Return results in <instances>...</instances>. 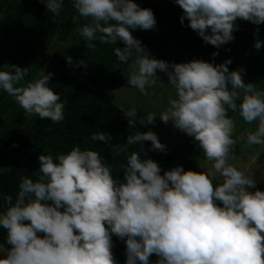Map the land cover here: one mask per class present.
<instances>
[{
	"label": "clouds",
	"instance_id": "obj_1",
	"mask_svg": "<svg viewBox=\"0 0 264 264\" xmlns=\"http://www.w3.org/2000/svg\"><path fill=\"white\" fill-rule=\"evenodd\" d=\"M43 2L59 15L64 0ZM175 3L183 10L181 23L187 18L188 26L217 48L234 39L238 18L264 23V0ZM72 7L76 19L87 21L76 29L87 49H95L97 39L101 44L123 43L115 55L128 65V84L141 94L147 96V89L156 86L158 69L167 74L175 97L169 96L159 117L193 137L211 167L198 172L178 165L161 175L157 162L128 152V146L142 141L165 151L150 130L136 131L126 143L113 145L114 156L126 155L123 180L113 177L95 150L75 146L67 153H41L36 179L23 177L15 199L2 196L0 227L9 247L0 252V264H116L113 234L126 243L125 264H150L153 254L158 259L151 264H264V191H249L255 188L253 175L229 163L237 140L244 139L233 138L236 121L229 111L246 124H256L246 133V146H264V89L246 83L243 69L230 71V60L169 64L150 56L130 29H153L156 20L150 8L134 0H72ZM254 47L260 49L259 39ZM39 69L28 80V67L7 65L0 70V89L28 116L59 123L66 101L48 84L53 74ZM121 111L133 127L137 108ZM156 116L148 112L140 123L154 124ZM91 139L107 145L111 137L94 132ZM213 178L220 182L214 184Z\"/></svg>",
	"mask_w": 264,
	"mask_h": 264
},
{
	"label": "rangeland",
	"instance_id": "obj_2",
	"mask_svg": "<svg viewBox=\"0 0 264 264\" xmlns=\"http://www.w3.org/2000/svg\"><path fill=\"white\" fill-rule=\"evenodd\" d=\"M33 10L35 15L30 17L29 12ZM86 22L83 18H79L72 32L73 35L65 45L67 56L63 67L67 79L61 85L56 81L57 85L51 87L52 90L61 95L75 82L84 81L105 94L111 102L124 111L132 107L137 108L139 122L148 112H154L157 115L155 123L143 125L171 146L175 147L181 140L189 138L186 133L175 128L172 121L165 124L159 117L168 105L169 96L175 97V91L168 84L169 80L165 72L157 70V84L147 89L149 93L147 96L128 84L127 64L118 69L112 80L100 79L97 75L99 60L94 54L91 57L85 55L87 46L83 45L84 38L76 31ZM235 23L238 25L237 31L240 36L231 64L235 70L243 69L241 74L245 80L255 69L264 64V30L261 24H253L239 18ZM58 24L56 14H47L43 6L27 7L21 0H7L0 11V70H6L7 65L13 64L21 68L28 67L29 72L26 77L28 80L36 76L39 68L44 69L46 73L56 71L59 63L54 51L60 44ZM257 39L261 41L259 50L254 47ZM142 46L150 56L167 61L169 64L189 62L193 59L207 61L209 53L215 48L204 42L197 32L183 34L169 27L156 31ZM67 57L72 58V63H68ZM81 61L83 63H80ZM22 112L25 113L14 98L0 89V147L15 137L19 129L17 119L23 117ZM233 119L236 121L233 138L243 136L244 139L237 140L230 153L229 163L245 171L246 174L253 175L255 188H249V191H255L257 188L264 191V146H246V133L248 130H255L256 124H246L238 113ZM186 157L193 161L198 172L206 171L211 167L209 162L204 161L200 147L186 154ZM200 163L203 165L202 168ZM215 181L220 182L218 178H213V183ZM3 250L0 245V252Z\"/></svg>",
	"mask_w": 264,
	"mask_h": 264
},
{
	"label": "trees",
	"instance_id": "obj_3",
	"mask_svg": "<svg viewBox=\"0 0 264 264\" xmlns=\"http://www.w3.org/2000/svg\"><path fill=\"white\" fill-rule=\"evenodd\" d=\"M7 0H0V11L3 9ZM27 7L43 6L46 4L43 0H21ZM141 8H150L153 11L156 26L150 30L140 28L130 29L132 35L139 39L142 44L156 31L163 27H169L179 33H194L188 26V20L185 18L181 23L183 15L182 8L175 3V0H134ZM35 10L29 12L32 17ZM46 13L51 14L46 8ZM78 13L72 7V0H64L62 10L58 19V38L59 46L54 51V56L58 59L56 71H54L48 82L50 87L56 86V81L60 85L66 81V73L63 63L66 60L65 45L73 35L79 18ZM87 23V22H86ZM264 30V23H261ZM234 39L215 47L209 53L207 61L213 64H220L226 60L232 61L239 39V32H233ZM86 44L85 40L82 41ZM95 49L85 47V55L89 57L92 54L99 60V69L97 75L100 79H113L119 68L125 64L115 55L117 47H123L122 42L116 44H101L99 40L93 41ZM215 53V55H214ZM229 70H235L230 63ZM99 79V83L100 80ZM246 83L252 82L258 84L264 89V64L255 69L249 77L244 80ZM103 84V83H102ZM61 100L66 101L64 108V120L59 123H53L50 119H40L38 116H28L22 112L23 117L17 119L19 129L12 140L7 141L0 147V211L5 207L2 196L11 195L15 199L21 179L25 176L35 180L39 173V155L67 153L73 147L79 146L81 150L91 149L98 151L104 158V161L110 165L112 175L117 180H123V166L126 164V155L114 156L113 145L124 144L128 135L149 131L147 127L136 121L133 127H129L128 118L124 116L121 108L111 102L107 96L84 81L75 82L68 90L61 94ZM236 113L229 111V116L233 118ZM151 131V130H150ZM104 132L110 135L109 144L103 141H93L92 133ZM158 136V135H157ZM161 143L165 145V151L153 150L150 141H142L136 145L128 146V152L137 151L141 159L151 158L161 168V175L165 170H170L178 165L183 166L185 170H195L196 165L186 157V154L199 148L198 142L193 137L181 140L175 147L168 144L158 136ZM215 181L214 184H218ZM48 203H51L49 201ZM62 210V209H61ZM38 235H43L38 233ZM112 252L116 264H125L126 261V243L114 234L112 235ZM0 245L6 249L9 247L6 241V230L0 227ZM151 262L158 259L153 254L150 256Z\"/></svg>",
	"mask_w": 264,
	"mask_h": 264
}]
</instances>
